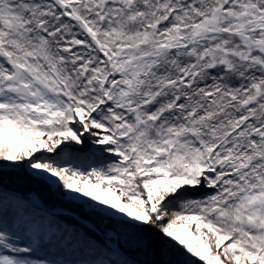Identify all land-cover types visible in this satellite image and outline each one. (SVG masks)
Masks as SVG:
<instances>
[{"label":"snow or ice","instance_id":"snow-or-ice-1","mask_svg":"<svg viewBox=\"0 0 264 264\" xmlns=\"http://www.w3.org/2000/svg\"><path fill=\"white\" fill-rule=\"evenodd\" d=\"M66 252L264 264V0H0V264Z\"/></svg>","mask_w":264,"mask_h":264},{"label":"trees","instance_id":"trees-1","mask_svg":"<svg viewBox=\"0 0 264 264\" xmlns=\"http://www.w3.org/2000/svg\"><path fill=\"white\" fill-rule=\"evenodd\" d=\"M88 163H95L98 165V162L88 161ZM6 187L10 192H16L21 194L28 193H39V197L48 209H59L64 208L71 210L72 206L64 203L60 198L51 196L46 190L39 188L25 180L11 182L6 181ZM67 223H72L70 216L65 220ZM69 261V264H72L73 261L79 259V257L71 252H66L60 257Z\"/></svg>","mask_w":264,"mask_h":264},{"label":"water","instance_id":"water-1","mask_svg":"<svg viewBox=\"0 0 264 264\" xmlns=\"http://www.w3.org/2000/svg\"><path fill=\"white\" fill-rule=\"evenodd\" d=\"M29 194V193H28ZM28 194H21L22 196H27ZM44 204V203H43ZM45 206V205H44ZM45 209L48 210V211H58V210H65L67 213H68V216L71 217V210H68V209H64V208H59V209H48L46 206H45Z\"/></svg>","mask_w":264,"mask_h":264},{"label":"rangeland","instance_id":"rangeland-1","mask_svg":"<svg viewBox=\"0 0 264 264\" xmlns=\"http://www.w3.org/2000/svg\"><path fill=\"white\" fill-rule=\"evenodd\" d=\"M77 163H79V161H77Z\"/></svg>","mask_w":264,"mask_h":264}]
</instances>
